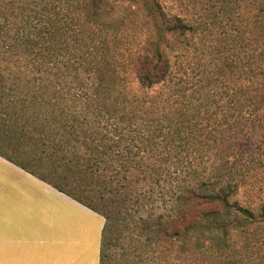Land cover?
<instances>
[{
  "label": "trees",
  "instance_id": "16d2710c",
  "mask_svg": "<svg viewBox=\"0 0 264 264\" xmlns=\"http://www.w3.org/2000/svg\"><path fill=\"white\" fill-rule=\"evenodd\" d=\"M122 1L141 5L157 39L132 51ZM18 10L24 23L0 38L17 50L0 44V156L103 217L99 264H117L121 242L141 257L168 249L179 264H245L264 232V202L241 201L264 60L214 100L218 88L176 70L169 38L193 25L160 0H22ZM256 20L264 42V0Z\"/></svg>",
  "mask_w": 264,
  "mask_h": 264
},
{
  "label": "rangeland",
  "instance_id": "374dc122",
  "mask_svg": "<svg viewBox=\"0 0 264 264\" xmlns=\"http://www.w3.org/2000/svg\"><path fill=\"white\" fill-rule=\"evenodd\" d=\"M21 2L22 0H0V26L6 27L0 32L3 36L0 38H4L7 29L12 35L24 23L25 20L18 10ZM160 2L168 15H180L193 25V29L185 36L169 38L179 39L175 45L176 48L179 45L178 49L172 52L167 50L176 63V70L180 75L198 80L201 86L208 84L209 88H218L219 90L212 92L214 100H218L220 96L229 98L230 88L245 83L249 76L254 75L255 66L264 60V42L259 40L260 28L256 23L259 0H160ZM117 8L129 13V26L123 38L127 39L132 51L140 48L139 43L147 39H157L155 21L145 14L141 5L122 1L118 2ZM3 41H6L4 46L0 41L3 47L13 53L17 51L15 39ZM260 114L257 130L246 138L242 149V160L249 172H246L247 185L241 193V201L244 202H264V110ZM5 165L6 163L0 160V214L10 212V208L4 211L5 205L9 207L10 199L14 200L19 195L14 192L13 187L25 180ZM33 212L36 215L34 228L41 223L42 217L48 228L49 238H53L58 237L54 234L56 231L58 233L59 228H53L51 225L63 224V238L66 240L64 222L55 218L54 211L49 208L42 210L35 208ZM261 237H264V232ZM261 237L259 233L251 235L253 239L250 242L251 246H248L249 249L244 253L245 264L246 260L252 264H264V244L261 243ZM89 238L88 261L92 264L90 249L97 239L91 233ZM254 238H257V241ZM112 251L113 256L119 255L117 264H159L164 256L168 264H174L177 258V253L168 249L165 253L155 250L141 257L140 251L128 250L122 242L113 245ZM133 252L137 253L135 259L140 258L139 261L132 259ZM93 258L95 259L96 255ZM176 263L179 264L177 260Z\"/></svg>",
  "mask_w": 264,
  "mask_h": 264
},
{
  "label": "crops",
  "instance_id": "0c3cea01",
  "mask_svg": "<svg viewBox=\"0 0 264 264\" xmlns=\"http://www.w3.org/2000/svg\"><path fill=\"white\" fill-rule=\"evenodd\" d=\"M0 160L25 179L13 187L19 195L10 199L9 207L5 205L4 211L10 208V212L0 214V264H89V233L97 239L90 249L91 261L99 264L103 217L1 156ZM35 208H49L55 212V218L64 222L66 240L63 224L51 225L59 228L54 234L58 237L53 238H49L42 217L41 223L34 228Z\"/></svg>",
  "mask_w": 264,
  "mask_h": 264
}]
</instances>
